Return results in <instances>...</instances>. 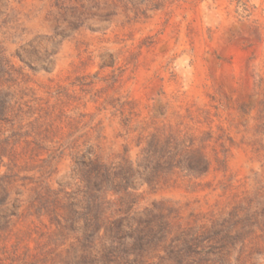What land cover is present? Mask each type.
<instances>
[{
    "label": "rangeland",
    "instance_id": "1",
    "mask_svg": "<svg viewBox=\"0 0 264 264\" xmlns=\"http://www.w3.org/2000/svg\"><path fill=\"white\" fill-rule=\"evenodd\" d=\"M0 264H264V0H0Z\"/></svg>",
    "mask_w": 264,
    "mask_h": 264
}]
</instances>
